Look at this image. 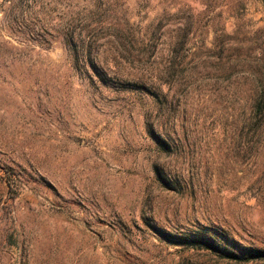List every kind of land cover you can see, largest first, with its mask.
<instances>
[{"label":"rangeland","instance_id":"rangeland-1","mask_svg":"<svg viewBox=\"0 0 264 264\" xmlns=\"http://www.w3.org/2000/svg\"><path fill=\"white\" fill-rule=\"evenodd\" d=\"M0 264H264V0H0Z\"/></svg>","mask_w":264,"mask_h":264},{"label":"trees","instance_id":"trees-1","mask_svg":"<svg viewBox=\"0 0 264 264\" xmlns=\"http://www.w3.org/2000/svg\"><path fill=\"white\" fill-rule=\"evenodd\" d=\"M219 237H220V235L218 234V235H217V238H219ZM215 238H216V237H215ZM217 238H216V239H217ZM199 240L202 241L201 239L197 238V241H199ZM206 241H207V242H210L211 245H214V244H215L214 240H209V239H208V240H206ZM212 241H213V242H212ZM215 245H216V244H215ZM260 254H261V253H260Z\"/></svg>","mask_w":264,"mask_h":264}]
</instances>
